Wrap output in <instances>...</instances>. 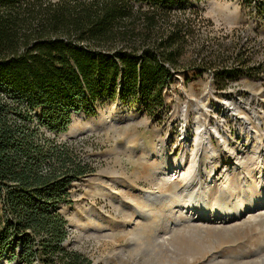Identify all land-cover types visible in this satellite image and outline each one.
I'll return each mask as SVG.
<instances>
[{
	"label": "rangeland",
	"instance_id": "obj_1",
	"mask_svg": "<svg viewBox=\"0 0 264 264\" xmlns=\"http://www.w3.org/2000/svg\"><path fill=\"white\" fill-rule=\"evenodd\" d=\"M257 1L196 0L173 11L171 19L192 31L164 105L148 112L139 102L106 100L94 114L74 112L57 133L94 169L72 183L71 202L59 207L67 249L90 264H264V16L254 12ZM237 59L255 69H241L227 86L255 91L260 106L240 123L246 136L230 139L223 124L204 135L195 110L210 92L198 67ZM184 168L197 175L188 191ZM0 264L26 263L6 254Z\"/></svg>",
	"mask_w": 264,
	"mask_h": 264
},
{
	"label": "trees",
	"instance_id": "obj_2",
	"mask_svg": "<svg viewBox=\"0 0 264 264\" xmlns=\"http://www.w3.org/2000/svg\"><path fill=\"white\" fill-rule=\"evenodd\" d=\"M194 1L0 0V256L90 264L64 246L59 207L94 169L57 133L106 100L163 106L192 31L171 17ZM242 62L213 69L217 84L255 69Z\"/></svg>",
	"mask_w": 264,
	"mask_h": 264
},
{
	"label": "built area",
	"instance_id": "obj_3",
	"mask_svg": "<svg viewBox=\"0 0 264 264\" xmlns=\"http://www.w3.org/2000/svg\"><path fill=\"white\" fill-rule=\"evenodd\" d=\"M202 74H206L208 77L206 94L210 92L205 96L204 101H202V96L198 98V103L202 108L195 110L197 117L201 118L200 120L206 125L205 128H201L204 132L203 134L206 135L208 131H213L216 124H223L227 130L226 135L230 139L237 138L239 132H242L239 134L240 136H246L240 123L247 121L246 114L258 110L260 103L255 104L258 94L255 91L243 87L238 88L237 91L230 90L227 85L234 78H226L223 85L216 87L217 82L213 69L204 68L202 69ZM209 99L212 101L208 102ZM246 129L248 132L249 129ZM178 139L180 142L182 136Z\"/></svg>",
	"mask_w": 264,
	"mask_h": 264
},
{
	"label": "bare ground",
	"instance_id": "obj_4",
	"mask_svg": "<svg viewBox=\"0 0 264 264\" xmlns=\"http://www.w3.org/2000/svg\"><path fill=\"white\" fill-rule=\"evenodd\" d=\"M241 152V151H240ZM183 161V160H182ZM166 162V161H165ZM182 164V163H181ZM175 166V165H174ZM183 167V166H182ZM187 168V167H186ZM181 169V168H180ZM191 169V168H190ZM182 172H180V174L179 175H181V178H182V180L183 179H186L187 177L186 176H188L189 177V175H186V173H187V170L184 168L183 170H181ZM211 172V171H210ZM210 174V173H209ZM197 176V175H196ZM196 176H192V177H189L188 179H187V181H186V185L184 186L185 188H184V190H186V191H188L191 187H192V185H194L195 183H196V181H197V177ZM176 177H178V175H176ZM250 203H252L253 204V206H254V204H258V203H260V201H258L257 199H253V198H251L250 199ZM259 205V204H258ZM252 206V207H253ZM196 217H198V216H196Z\"/></svg>",
	"mask_w": 264,
	"mask_h": 264
}]
</instances>
